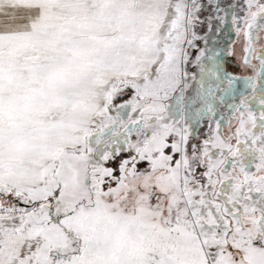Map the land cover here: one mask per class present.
Segmentation results:
<instances>
[{"label": "snow or ice", "instance_id": "obj_1", "mask_svg": "<svg viewBox=\"0 0 264 264\" xmlns=\"http://www.w3.org/2000/svg\"><path fill=\"white\" fill-rule=\"evenodd\" d=\"M0 264H264V0H0Z\"/></svg>", "mask_w": 264, "mask_h": 264}]
</instances>
